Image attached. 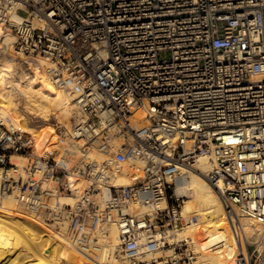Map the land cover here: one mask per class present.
Instances as JSON below:
<instances>
[{
	"label": "built area",
	"instance_id": "1",
	"mask_svg": "<svg viewBox=\"0 0 264 264\" xmlns=\"http://www.w3.org/2000/svg\"><path fill=\"white\" fill-rule=\"evenodd\" d=\"M7 36L17 54L45 60L60 88L79 90L80 159L42 151L0 104V199L16 195L80 250L115 226L120 264H197L175 233L195 219L176 186L208 157L235 264H264V0H0V50ZM127 160L134 183L116 185ZM246 220L258 228L251 240Z\"/></svg>",
	"mask_w": 264,
	"mask_h": 264
},
{
	"label": "bare ground",
	"instance_id": "2",
	"mask_svg": "<svg viewBox=\"0 0 264 264\" xmlns=\"http://www.w3.org/2000/svg\"><path fill=\"white\" fill-rule=\"evenodd\" d=\"M12 42L13 37L7 36L0 50V53L8 55L6 58H0V91H5L2 92V97L6 94L8 105L13 103L12 109L17 108L19 117L26 119L27 129L31 130L40 142L42 151L52 152L51 147H58L64 150L65 162H69L75 151L79 154L77 146L66 148L58 143L52 145L56 141H51L54 135L48 128L53 126L51 122H58L60 133L66 140L70 139L73 130L69 120L74 114V118L81 117L74 104L79 90L69 92L55 84L47 74V65L43 59H39L35 64L30 63L29 69L25 68V64L19 63L15 55L9 52ZM31 73L34 75L31 76ZM13 97L16 98V104L12 102ZM2 114L6 122V115ZM140 120L135 121L136 129L140 127ZM15 123L16 121L13 122ZM17 125L19 127L20 123L17 122ZM34 131H38V134ZM17 158L18 164L24 163L23 158ZM207 158H200L194 168L184 170V175L177 181V195L188 198L185 200L183 214L195 212L198 222H190L189 226L176 230L175 233L177 238H184L204 229L207 243L213 246L211 253L207 254L210 257L208 260L214 264H235L239 256V242L227 224L220 196L204 176L213 169ZM124 172L123 170L115 180L118 185L131 184L123 175ZM14 208H17L19 213H24L16 195H7L0 199V264H116L113 252L119 241L118 230L114 233V244L102 247L98 243L80 250L73 243L58 238L48 226L37 222L28 213L25 214L33 222L26 216L16 214ZM243 226L248 239L251 240L258 228L247 220ZM244 231L241 230L239 235H243ZM45 239L53 243L49 249L46 248Z\"/></svg>",
	"mask_w": 264,
	"mask_h": 264
},
{
	"label": "rangeland",
	"instance_id": "3",
	"mask_svg": "<svg viewBox=\"0 0 264 264\" xmlns=\"http://www.w3.org/2000/svg\"><path fill=\"white\" fill-rule=\"evenodd\" d=\"M9 52H11L12 54H14L15 55V57L17 58V61L19 62V63H23V65L24 66H26L25 68H28L29 67V64L31 63V64H35V63H37L38 62V60H36V61H30V60H27V58H25V57H23V56H21V55H19V54H17L16 52H14V50L12 49V48H10L9 49ZM8 55H6V54H3V53H0V58H6ZM28 64V65H27ZM22 66V65H21ZM21 69H22V67H21ZM29 69V68H28ZM32 75H34V74H32L31 73V76ZM34 78V77H33ZM35 79V78H34ZM2 92H5V91H2ZM1 91H0V104L2 105V107H3V110H2V113H4L5 115H6V117H5V120H6V123L9 125V126H16V127H18V125H17V122H19L20 123V126H22V127H25V128H27V125H26V119H24L23 117H19V112H18V109L16 108V110H13L12 109V105H13V103L12 104H9L8 105V103L6 102V98H5V95L6 94H4V96L2 97V93ZM15 97H13L12 98V102H14V104H16V102L17 101H15ZM2 100H4L5 101V103H7V104H5V103H3V101ZM74 104L76 105V102H75V100H74ZM20 105V104H19ZM14 107H15V105H14ZM76 108H77V106H76ZM77 111H78V108H77ZM75 115V114H74ZM74 115L70 118V125H71V128L73 127V124H74V122H75V118H74ZM143 118V114L142 113H140V114H138L137 115V119L138 120H140V119H142ZM14 121H16V123L15 124H13V122ZM51 124L53 125V126H51V127H49L48 129H49V131L50 132H52L53 133V135H54V138H53V140H51V141H56L55 143H53L52 145H56L57 143L58 144H61V145H63V147H66V148H70V147H73V144H72V139H71V137H70V139H65L64 138V136H63V134L62 133H60V131L58 130V128H59V124H58V122H55V121H53V122H51ZM37 125V124H36ZM38 126H39V124H38ZM58 126V127H57ZM56 130H58V131H56ZM28 131H30L32 134H33V132L31 131V130H29L28 129ZM35 132H37L36 134H38V131H34V133ZM34 135V134H33ZM39 136H41V134H39ZM120 143H122V142H120ZM117 146V149H119L120 148V145L119 144H117L116 145ZM52 149H51V151H53L54 149H57L58 147H51ZM75 154H74V156L71 158V166H73L74 164H77V163H79V159H80V156H79V154H77L76 153V151L74 152ZM98 159H101L102 160V155H98ZM208 159V158H207ZM14 160L16 161V162H18L17 160H18V158L17 157H15L14 158ZM25 161V160H24ZM23 161V162H24ZM209 161V160H208ZM135 163H133V161H131V160H127L123 165H121V169H120V171L117 173V175L119 176V175H121V173H122V171L124 170L125 172H124V174L123 175H125L129 180H130V182H129V184L131 183H134V177L136 176V168H134L133 167V165H134ZM194 174H196V173H194ZM118 178V177H117ZM116 178V179H117ZM84 182V181H83ZM116 184H118L117 182H115ZM7 198H5V200H6ZM188 198L187 197H184V204H185V200H187ZM15 209V213L16 214H19V215H23V216H26V217H28L29 218V220L31 221V222H33L31 219H30V217L28 216V215H26L25 213H19V211L17 210V208H14ZM195 212H189V213H186V214H184V216L185 217H192V218H195L194 220H192L191 221V223H193V222H198V220H197V217L195 216ZM189 224H190V222H189ZM228 224V223H227ZM187 226H189V225H186V226H184L183 228H185V227H187ZM229 226V225H228ZM44 228V227H43ZM116 229V227L115 226H113L112 228H110V234H111V236H109V237H106L107 239H102V241L100 242V245L102 246V247H105V246H110V245H112V243L114 244V233H116V231H117V229ZM183 228H181V229H183ZM230 228V227H229ZM181 229H179V230H181ZM204 230V229H203ZM203 230H198V231H195L194 233H192L191 235H189V237H184V238H178V239H189V241H190V243H192V245H193V248L197 251V253L199 254V257H198V263L197 264H214V262L213 261H210V260H208L210 257L207 255L208 253H211V250H212V248H213V246L212 245H210V244H208L207 243V241H208V239L206 238V233H205V231H203ZM208 230V229H207ZM232 233V232H231ZM117 235H118V231H117ZM105 238V237H104ZM115 243H117V241L115 242ZM45 244L47 245V249H49L52 245H53V243H52V241H50L49 239H45ZM114 256V255H113ZM114 258V260H115V262H116V264H120V262L119 261H117L116 260V258L115 257H113Z\"/></svg>",
	"mask_w": 264,
	"mask_h": 264
},
{
	"label": "crops",
	"instance_id": "4",
	"mask_svg": "<svg viewBox=\"0 0 264 264\" xmlns=\"http://www.w3.org/2000/svg\"><path fill=\"white\" fill-rule=\"evenodd\" d=\"M46 245V244H45ZM46 247H47V245H46Z\"/></svg>",
	"mask_w": 264,
	"mask_h": 264
}]
</instances>
